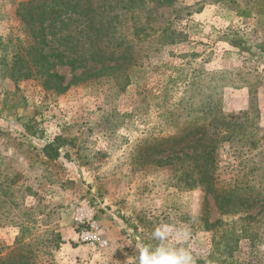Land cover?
Listing matches in <instances>:
<instances>
[{
  "label": "rangeland",
  "instance_id": "rangeland-1",
  "mask_svg": "<svg viewBox=\"0 0 264 264\" xmlns=\"http://www.w3.org/2000/svg\"><path fill=\"white\" fill-rule=\"evenodd\" d=\"M28 1L0 0V259L264 264V0H174L172 22L128 37L127 85L102 76L60 94L12 75V44L31 43L17 14ZM221 114L237 119L216 148L224 212L192 166L152 162ZM92 225L105 244L80 238Z\"/></svg>",
  "mask_w": 264,
  "mask_h": 264
},
{
  "label": "trees",
  "instance_id": "trees-1",
  "mask_svg": "<svg viewBox=\"0 0 264 264\" xmlns=\"http://www.w3.org/2000/svg\"><path fill=\"white\" fill-rule=\"evenodd\" d=\"M173 3L174 0H30L21 3L17 14L28 29L31 43L24 46L16 40L12 44V75L24 80L39 79L44 89L55 94L63 93L78 82L102 76L121 78L120 82L127 85L124 71L135 62V51L126 42L128 37L154 36L156 25L172 22L166 14ZM175 18L180 19L178 15ZM172 33L174 35L176 30ZM171 34L169 37L168 30H164L160 37L173 42ZM58 66L70 69L72 76L67 82L65 75L56 70ZM236 120L221 114L208 125L192 127L186 140L187 151L181 148V155L165 156L152 162L158 166L185 165V169L192 166L187 176L193 184L202 185L212 193L218 209L224 212L231 204L215 193L216 148L220 141L230 137ZM55 143L42 149L50 159L59 157ZM15 258H19L18 261ZM0 264H27V260L26 256L17 255L12 260L0 259ZM198 264L204 263L200 260Z\"/></svg>",
  "mask_w": 264,
  "mask_h": 264
},
{
  "label": "built area",
  "instance_id": "built-area-1",
  "mask_svg": "<svg viewBox=\"0 0 264 264\" xmlns=\"http://www.w3.org/2000/svg\"><path fill=\"white\" fill-rule=\"evenodd\" d=\"M100 233L101 232L98 230L97 226L92 225L89 231L82 232L80 238L90 244H95L96 242L99 244H105V242L100 239Z\"/></svg>",
  "mask_w": 264,
  "mask_h": 264
}]
</instances>
